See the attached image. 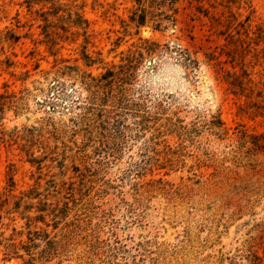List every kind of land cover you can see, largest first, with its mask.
I'll use <instances>...</instances> for the list:
<instances>
[{
  "label": "rangeland",
  "instance_id": "rangeland-1",
  "mask_svg": "<svg viewBox=\"0 0 264 264\" xmlns=\"http://www.w3.org/2000/svg\"><path fill=\"white\" fill-rule=\"evenodd\" d=\"M0 264H264V0H0Z\"/></svg>",
  "mask_w": 264,
  "mask_h": 264
}]
</instances>
